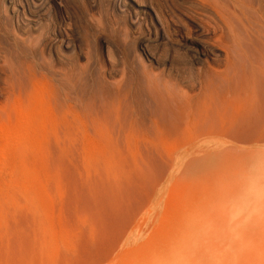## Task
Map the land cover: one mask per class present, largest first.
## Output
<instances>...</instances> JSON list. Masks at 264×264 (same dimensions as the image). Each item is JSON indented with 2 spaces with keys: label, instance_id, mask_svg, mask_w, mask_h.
I'll use <instances>...</instances> for the list:
<instances>
[{
  "label": "rangeland",
  "instance_id": "rangeland-1",
  "mask_svg": "<svg viewBox=\"0 0 264 264\" xmlns=\"http://www.w3.org/2000/svg\"><path fill=\"white\" fill-rule=\"evenodd\" d=\"M11 1L0 2V264H264V198L231 220L243 193L264 192V119L224 95L250 66L194 100L205 63L193 43L148 30L140 47L132 14L149 4L171 21L173 0ZM237 1L242 50L260 64L264 0Z\"/></svg>",
  "mask_w": 264,
  "mask_h": 264
},
{
  "label": "bare ground",
  "instance_id": "bare-ground-1",
  "mask_svg": "<svg viewBox=\"0 0 264 264\" xmlns=\"http://www.w3.org/2000/svg\"><path fill=\"white\" fill-rule=\"evenodd\" d=\"M10 1L11 0H0V2L3 3V5H4V3H5V5H7V4L9 5ZM34 1L35 0H33V2H32V3H34V5L36 3H38L39 1L41 3V0H39L38 2H34ZM244 1H246V0H244ZM23 2H22V4L24 5ZM26 2H28V1H26ZM112 2H113V0H112ZM115 2H117V1H115ZM173 2H174V5H172L173 7L168 9L169 12L167 11L169 13L168 16L172 22L169 20L166 21L167 18L165 19L162 16V14L159 13V11H156L154 9V7L150 6L149 4L142 6V8H140L141 9V15H142V16L141 15L140 16L142 18H140L139 16L136 15V11L138 8L134 9L135 11H133L134 13H132V14H135L134 16L136 17V20L140 19V21L144 22L143 25L145 26V33L142 32L144 34L142 35V38H141L140 47L143 46L146 42L151 41L149 38V34H151V33H149L150 30H152V32L154 34L153 35L154 36L153 37L154 42H157V43L161 39L163 40V38H165L166 35L168 36V34H170L169 33L170 30H171V34H173V33L178 34L180 37V40H185L186 43L192 42L193 45L192 44L191 45L196 50V52H197L196 54L199 55L200 57H203V62L205 63V69H203L205 78H204V80H202L203 77L201 76L202 81H200L198 84V93L192 98L194 100L198 99L200 97L204 98V97H208V96H210V98H211L212 95L218 94L220 91L218 92L217 86H215L216 83L221 82L222 85H224L223 83L228 84V83L232 82V80L240 72H244L246 70V69H244V67L249 65L250 69H251L252 79L249 80V79H247V76L244 77V81L242 80V83L238 84L232 90V92L227 90L224 95H226L228 97H237V98L242 99V101L244 103V107H246V109H247L245 112V117L247 119L254 118L255 116H257V118L264 119V90H262V88H261V86H264V59L262 60V62L260 64H258L255 62L254 63L250 62L247 58L246 53L248 54V52H245V51L248 49V47L250 48V46H248L249 43H247V41L244 43L242 40H240V37L238 35L239 19H238V17H236V14H235V12H237L239 10L238 9L239 2L237 0H173ZM19 3L20 2H18V4ZM114 3H113V5H114ZM142 3H144V2H142ZM263 3H264V1H263ZM41 4H43V3H41ZM131 4H132V9L135 8L134 3L131 2ZM145 4H147V3H145ZM49 5L50 4H48L47 6H49ZM121 5H124V4L121 2L120 6ZM20 6H21V4H20ZM12 7H13V5L11 6V8ZM40 7H38V8H40ZM44 7H45V5H44ZM24 8L25 7H22V9H24ZM8 9H10V8H8ZM29 9H33L32 12L34 13V9H35L34 7H32V8L30 7ZM29 9H28V11H29ZM39 10L40 9H38V11ZM43 10H41V11H43ZM23 12L21 14H20V12H18V13L22 16ZM25 13H27V12L25 11ZM19 14H17V15L19 16ZM21 16H19V17H21ZM248 16L250 17V15H248ZM19 17H18V19H19ZM254 19H256V17ZM258 19H259V17H258ZM259 22H260V20H259ZM137 23H138V21H137ZM171 23H172V25H171ZM258 26L260 27V25H258ZM148 27L150 29H148ZM139 29H140V27H139ZM240 31L242 32L243 30H240ZM240 34H242V33H240ZM249 35H251V34H249ZM241 37H242V35H241ZM252 38L253 37L250 36V39H252ZM244 39L246 40L245 37H244ZM171 40L174 42V39H171ZM241 41H242V43H241ZM262 42H263V44H262L263 47H260V48H262V50H263L264 49V39ZM157 43H155V44H157ZM149 44H151V43H148L147 45H149ZM241 44H243V45L247 44V46H248L247 49H244L245 53L242 50L243 49L242 47H244V46ZM147 45H144V46H147ZM144 46H143V48H144ZM192 46L190 48H192ZM177 47H178V45H177ZM184 47H186V46H184ZM263 52H264V50H263ZM251 53L252 52H250V54ZM143 59H147L146 53H144V52H143ZM244 60H245V62H244ZM142 61H144V60H142ZM201 66H202L201 68L204 67L203 63ZM246 68H248V67H246ZM248 74H250V73H248ZM233 84H235V83H233ZM222 85H221V88L223 87ZM218 87H220V86H218ZM224 87H225V85H224ZM218 89L220 90V88H218ZM263 89H264V87H263ZM192 94L194 95V93H192ZM190 97H192V96H190ZM177 251H179V250H177ZM175 255H174V257H175ZM182 256H184V255H182Z\"/></svg>",
  "mask_w": 264,
  "mask_h": 264
},
{
  "label": "clouds",
  "instance_id": "clouds-1",
  "mask_svg": "<svg viewBox=\"0 0 264 264\" xmlns=\"http://www.w3.org/2000/svg\"><path fill=\"white\" fill-rule=\"evenodd\" d=\"M253 197H255L256 200L262 199V198H264V192L249 190L248 192L243 193L239 197L238 205H234L235 211L233 212V214L231 216L232 221L238 220L239 217L245 211H247L248 209H250L252 207ZM237 226L239 227V225H237Z\"/></svg>",
  "mask_w": 264,
  "mask_h": 264
}]
</instances>
